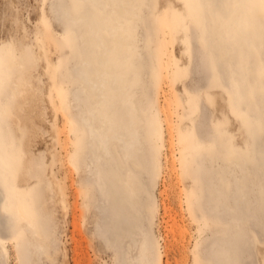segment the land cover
Segmentation results:
<instances>
[{
    "label": "rangeland",
    "instance_id": "obj_1",
    "mask_svg": "<svg viewBox=\"0 0 264 264\" xmlns=\"http://www.w3.org/2000/svg\"><path fill=\"white\" fill-rule=\"evenodd\" d=\"M258 1V8L243 12L255 32L264 30V0ZM50 2L0 0L2 202L27 218L20 238L29 258L7 243L9 264H115L119 244L107 247L105 237L115 241L122 235L116 212L134 215L144 232L151 220L162 264H264V229L256 221L264 214V181L251 164L256 143L264 147V52L256 56L253 34L244 39L249 63L244 72L233 71L242 86L235 93L227 80L228 57L213 53L201 32L195 7L202 0H150L138 26L148 78L140 102L143 116L154 123L146 127V138L159 159V176L152 181L141 175L140 184L133 182L140 213L128 214L117 191L107 198L98 195L91 175L76 166L85 132L69 118L73 137L51 107L77 86L68 76L84 57L70 17L85 19L80 30L93 29L92 46L108 30L77 0H63L56 15L49 12ZM134 5L135 0H114L112 7L128 18ZM84 102H70L65 110L85 112ZM200 151L208 153L197 157ZM80 157L83 163L89 154ZM217 163L225 171L234 163L243 169L235 176L223 174L226 194L218 203L216 194L210 200L206 192L211 185L207 172L218 179ZM242 190L248 203L228 207ZM234 218L244 223V235L232 229ZM136 256V250L129 255Z\"/></svg>",
    "mask_w": 264,
    "mask_h": 264
},
{
    "label": "bare ground",
    "instance_id": "obj_2",
    "mask_svg": "<svg viewBox=\"0 0 264 264\" xmlns=\"http://www.w3.org/2000/svg\"><path fill=\"white\" fill-rule=\"evenodd\" d=\"M62 1L50 2L49 12L52 15L60 13ZM77 1L82 8L94 10V14L103 27L107 28L108 33L106 36H97L96 45L92 46L89 38L93 35V29L87 26L80 30L85 24V19L81 15L70 17L68 24L71 28L79 30L78 45L84 52V57L73 65L72 72L68 76V78L75 77L77 86L70 95H63V102L51 105L52 112L56 120L65 119L64 128H68L73 137L75 126L69 118L77 120L76 123L85 132V145L74 160L77 167L84 168L82 170L91 175L90 184L95 192L107 198L113 190L117 191V196L125 199L129 206L128 214L139 215L140 211L136 208L130 186L133 182L140 184L141 175L149 177L152 181L159 176V159L153 154L152 146L146 138L148 134L146 127L154 123L143 116L140 102L148 78L144 73L145 60L138 26L145 12L150 10V0H135L128 18L116 14L112 7L114 0ZM259 5L258 0H202L201 6L195 7L206 43L213 53L219 52L222 59L228 57L227 80L232 92L235 93L239 92L242 86L233 71L244 72V63L248 64L250 59V51L244 39L253 34L251 41L256 47V56L264 52V30L255 32L244 20L247 16H243V12L249 8H258ZM89 70L92 75L89 74ZM80 98L85 99L84 106L87 107L85 112L78 110L75 114H70L65 110L66 107H70V102H76ZM261 104L264 107V94ZM260 147L263 146L256 143V158L251 164L264 181V147L262 149ZM207 153L200 151L196 156ZM87 154L89 159L85 160ZM80 156L85 160L83 163ZM241 159L243 163L246 162L245 157ZM217 165L219 167L216 170L217 181L210 179L211 172H207L211 185L206 188V192L210 200L216 194L217 198L213 201L218 203L219 197L226 194L222 183L223 174L235 176L237 170L241 173L243 169L238 163H234L233 166L227 164V171L223 170L219 163ZM185 167L186 161L183 160L181 168ZM1 169L3 167L0 164V264H9L10 254L7 243H12L16 250L20 249L25 259L29 260L26 252L21 248L20 238L21 231L27 227L25 224L27 218L20 210L8 209L2 202L4 193L1 185L3 177ZM147 195L153 198L148 191ZM248 201L247 193L242 190L241 198L228 207L236 209V205L242 206ZM143 211L147 212V209L144 208ZM115 216L118 223L122 222V235H119L115 241L105 237L107 247L111 248L117 242L119 244L120 258L115 264H162L163 253L159 250V245L151 232V220L147 218V230L144 232L134 215L124 217L121 212H116ZM256 221L257 225L264 229V214ZM243 226L244 223L238 218L232 220V229L242 235L245 234ZM126 242H128L127 246H125ZM198 245L197 243L195 248ZM134 250L137 256L130 258L129 255ZM16 259L19 263V258Z\"/></svg>",
    "mask_w": 264,
    "mask_h": 264
}]
</instances>
